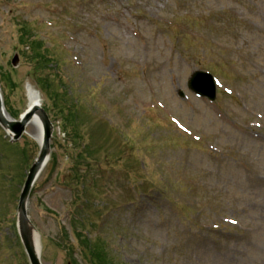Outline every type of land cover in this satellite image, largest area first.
Wrapping results in <instances>:
<instances>
[{"label": "rangeland", "instance_id": "374dc122", "mask_svg": "<svg viewBox=\"0 0 264 264\" xmlns=\"http://www.w3.org/2000/svg\"><path fill=\"white\" fill-rule=\"evenodd\" d=\"M28 87L55 127L28 203L43 264H264V0H0L15 121ZM6 137L0 264H29L13 218L40 147Z\"/></svg>", "mask_w": 264, "mask_h": 264}, {"label": "water", "instance_id": "95a60500", "mask_svg": "<svg viewBox=\"0 0 264 264\" xmlns=\"http://www.w3.org/2000/svg\"><path fill=\"white\" fill-rule=\"evenodd\" d=\"M18 61H19V59L17 57L14 61V65H17ZM200 80H201L200 76H198V75L194 76V78L191 80V82L189 84L190 88L192 90H194L195 92L201 93L203 95H208L207 93H205L204 90H200L201 89V88H199L200 87L199 86ZM38 112H39V116H40V118L43 122V126H44L45 141H44V145L42 147L40 157L37 160V162L33 165L32 169L30 171V174L28 176V180L26 182V185H25V188H24L21 200H20V207H19L20 235H21L23 244L26 248V251L29 255L31 264H41V262L39 260V257L36 253V249L34 246L35 229L31 225L29 218H28L27 202H28L30 192H31L36 180L38 179L46 160L48 159V157L50 155V141L52 139L53 131H54L48 115L43 110H40V109L38 110ZM31 118H32V115H29V117L23 123L8 122L3 115L2 103H1V92H0V123L5 129H7V130H9L15 134V140L16 141L19 140L22 137V135L24 134L26 126L30 122Z\"/></svg>", "mask_w": 264, "mask_h": 264}, {"label": "bare ground", "instance_id": "6f19581e", "mask_svg": "<svg viewBox=\"0 0 264 264\" xmlns=\"http://www.w3.org/2000/svg\"><path fill=\"white\" fill-rule=\"evenodd\" d=\"M28 109L21 116V120L26 119V113L33 115V118L30 124L27 127L26 135L32 138L38 145L41 147L44 143V129L42 125V121L39 117L38 110L42 107L41 99L38 94L32 90L31 87H28ZM6 118L11 120L10 116L6 113ZM50 159L47 161L44 169L47 167ZM34 246L36 249V253L38 254L41 262H42V245L40 236L37 233H34ZM43 264V262H42Z\"/></svg>", "mask_w": 264, "mask_h": 264}, {"label": "trees", "instance_id": "16d2710c", "mask_svg": "<svg viewBox=\"0 0 264 264\" xmlns=\"http://www.w3.org/2000/svg\"><path fill=\"white\" fill-rule=\"evenodd\" d=\"M41 56V55H40ZM44 61H45V63H48V60H47V58L46 57H41ZM40 70H42L43 71V68L42 69H40ZM45 71V70H44Z\"/></svg>", "mask_w": 264, "mask_h": 264}]
</instances>
